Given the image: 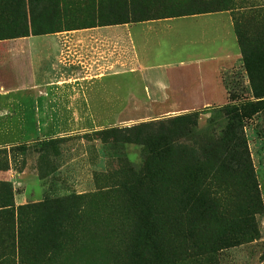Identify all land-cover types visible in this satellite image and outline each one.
Listing matches in <instances>:
<instances>
[{"label": "rangeland", "instance_id": "1", "mask_svg": "<svg viewBox=\"0 0 264 264\" xmlns=\"http://www.w3.org/2000/svg\"><path fill=\"white\" fill-rule=\"evenodd\" d=\"M26 5L0 0V9L9 11L8 21H0V36H41L33 35L26 22ZM33 5L35 28L48 33L43 35L226 10L250 35L251 46L264 39V0H36ZM227 65L222 106L96 109L95 124L64 125L60 136L29 137L0 152V208L14 207L5 213L17 216L19 245V254H12V237L2 236L7 246L0 249V264H264V98L254 97L242 59ZM28 81L22 74L0 72V85L8 89H21ZM258 102L261 111L244 120L242 136L234 130L233 147L222 153V164L202 155L196 137L183 140L184 160L173 153L148 162L142 145L112 143L102 134L199 113L198 129L214 116L219 136L227 107ZM52 138L57 141L47 145ZM194 153L201 155L199 164L190 157ZM202 178L205 197L194 194L197 185L203 188ZM12 221L0 218V228L11 229Z\"/></svg>", "mask_w": 264, "mask_h": 264}, {"label": "crops", "instance_id": "2", "mask_svg": "<svg viewBox=\"0 0 264 264\" xmlns=\"http://www.w3.org/2000/svg\"><path fill=\"white\" fill-rule=\"evenodd\" d=\"M241 59L234 19L226 10L0 40V72L29 80L21 89L0 85V152L29 137L60 136L64 125L95 124L96 109L222 106L227 64ZM38 91L70 96L31 97ZM20 92L28 96L15 95ZM7 208L14 207L0 208V218L10 216L13 224L0 228V238L12 237L11 253L18 255V220ZM6 246L0 240V249Z\"/></svg>", "mask_w": 264, "mask_h": 264}, {"label": "trees", "instance_id": "3", "mask_svg": "<svg viewBox=\"0 0 264 264\" xmlns=\"http://www.w3.org/2000/svg\"><path fill=\"white\" fill-rule=\"evenodd\" d=\"M21 1L27 4L25 14L28 13L29 18H26V22L28 24L30 23L33 35L48 34L47 32H39L35 28L36 16L34 13L33 4L36 0ZM8 19L9 11L7 9H0V21L7 22ZM120 23L129 22H115L99 26ZM235 29L242 50V63L244 71L249 80L254 97L257 100H260L264 98V39H258L259 42L256 45L251 46L250 35L248 33L242 32L237 24H235ZM2 32L3 30L0 28V33ZM18 37L20 36H0V40ZM260 111L261 107L259 102L251 105L245 104L240 108L236 105L227 107L224 110L227 124L223 129V133L219 136L215 134V124L217 120L214 116H210L206 128L201 130L198 129L199 113L179 116L168 121L159 122L157 124H140L137 126L124 128H110L108 130L102 131V134L109 136L112 143L142 145L148 150V155L146 156V160L148 162L161 159H169L173 156V153L177 154L179 156V159L184 160V158L187 156V151L184 147L185 145L183 143V140H189L190 138L194 139L196 137L198 140H200V149L202 155L204 154L206 158H217L218 161L222 164V159L225 158V156H222V153L228 150L229 147H233L232 137L234 139V130L239 129L240 135L242 136L244 120L251 118ZM241 136L238 137L239 140L241 139ZM55 140L56 139L46 140L45 143L47 145H52L55 143ZM18 149L24 150L26 148H24V146H18ZM190 157L193 158V162L197 164L200 163L201 155L194 153ZM205 181L206 179L202 178L200 183L201 185H203V188H200L201 186L197 185L195 188L197 190H195L194 194H196L197 196L205 197V191L208 190L205 186ZM158 198H162V194H158Z\"/></svg>", "mask_w": 264, "mask_h": 264}]
</instances>
